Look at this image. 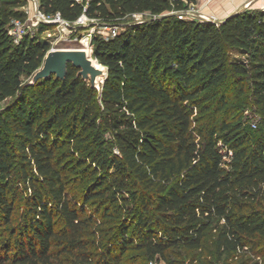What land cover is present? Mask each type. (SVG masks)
Listing matches in <instances>:
<instances>
[{"label": "trees", "instance_id": "1", "mask_svg": "<svg viewBox=\"0 0 264 264\" xmlns=\"http://www.w3.org/2000/svg\"><path fill=\"white\" fill-rule=\"evenodd\" d=\"M39 4L69 23L83 14L110 25L149 18L90 37L106 70L99 89L70 64L63 80L29 85L23 77L50 50L41 37L50 25L14 44L7 29L21 3L0 0V264H56L61 255L70 264H136L127 250L167 260L173 249H200L211 229L219 257L248 239L262 245L264 10L216 24L162 15L185 8L182 0ZM246 87L252 131L217 115ZM195 111L209 116L196 131Z\"/></svg>", "mask_w": 264, "mask_h": 264}, {"label": "rangeland", "instance_id": "2", "mask_svg": "<svg viewBox=\"0 0 264 264\" xmlns=\"http://www.w3.org/2000/svg\"><path fill=\"white\" fill-rule=\"evenodd\" d=\"M88 1V0H84ZM172 1V0H169ZM186 6L191 10V14L182 12V10H170L165 11L162 15H174L183 16L187 20L197 21H210L212 23L219 24L227 16L241 12L243 10H264V0H194L188 2L182 0ZM21 5L14 7V9L22 12V17L19 18L23 22L29 23V18L32 11V6L23 0H20ZM25 11H29L26 14ZM149 18V14L145 13L141 18H135L134 16H126L125 18L115 21L112 25L117 27L119 31L124 24L130 22L143 21ZM105 24L103 20L97 18H89L86 15H81L76 21L70 23L67 28L61 29L55 25H50V28L45 31L41 37L48 40L50 49L56 48H81L86 47L89 54L91 55V47L89 46V39L92 36L91 30H97L102 26H109ZM37 29H31L29 34H34ZM98 35V34H96ZM100 36V35H99ZM92 58V57H91ZM93 59V58H92ZM98 64V62L93 59ZM99 65V64H98ZM102 67L101 65H99ZM104 68V67H102ZM105 69V68H104ZM32 75L24 76L23 81L27 82L30 80ZM253 103L250 96L248 87L245 88L243 94H237L235 90L229 96V103L226 107L227 111H219L218 117L224 118L229 117V120H236L240 118L244 122L246 128L252 131V122L256 121V114L253 110ZM209 116L205 113H198L197 111L193 114L192 128L196 131L197 129L203 128L207 123ZM105 141H108L107 148L111 149L112 146L109 143L110 139L105 134ZM21 201L17 200L15 203V210L13 212L12 223L16 224L19 221L21 215ZM214 234L215 230L211 229L206 235V239L200 249L197 250H185L183 248H176L167 255V260L161 258L149 259L148 257L140 256L142 251L127 250L125 256L131 257L132 261L136 264H264V242L262 245L254 240H247L246 246L236 253H224L222 256H217L214 249ZM0 233V237H1ZM138 257H140L138 259ZM137 258V259H136ZM136 259V260H135ZM56 264H70V259L61 255L57 260Z\"/></svg>", "mask_w": 264, "mask_h": 264}, {"label": "water", "instance_id": "3", "mask_svg": "<svg viewBox=\"0 0 264 264\" xmlns=\"http://www.w3.org/2000/svg\"><path fill=\"white\" fill-rule=\"evenodd\" d=\"M68 64L77 69V75L89 82L92 88L99 89L106 77V70L93 61L86 47L56 48L48 50L40 68L32 74L28 84L34 85L52 75L63 80Z\"/></svg>", "mask_w": 264, "mask_h": 264}, {"label": "built area", "instance_id": "4", "mask_svg": "<svg viewBox=\"0 0 264 264\" xmlns=\"http://www.w3.org/2000/svg\"><path fill=\"white\" fill-rule=\"evenodd\" d=\"M28 2L32 6V11L29 23L23 22V20L19 18L12 19L8 25V35L10 36L12 42L14 44H18L22 38L26 35H28L30 30L32 29H38L40 25H55L58 28L65 29L70 24L69 22L65 21L59 13H45L41 8L39 1L40 0H24ZM76 3L79 4H85L87 1L84 0H74ZM185 10H182V12H186L188 15L191 14V10L189 8H183ZM26 14H29V11H25ZM143 14H132L135 18H141ZM178 18L186 19L183 16H178ZM142 22V21H138ZM118 32L117 27L115 25H109V26H102L101 28H98L97 30L92 29L91 35L98 34L104 39L112 38L116 35ZM252 127H255L254 123L252 124Z\"/></svg>", "mask_w": 264, "mask_h": 264}]
</instances>
